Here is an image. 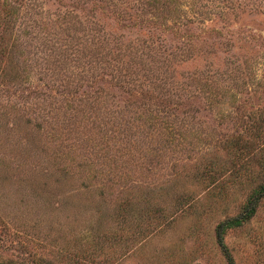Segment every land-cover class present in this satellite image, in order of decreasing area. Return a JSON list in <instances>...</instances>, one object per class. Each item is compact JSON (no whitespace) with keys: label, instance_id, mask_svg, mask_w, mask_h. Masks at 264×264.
<instances>
[{"label":"rangeland","instance_id":"374dc122","mask_svg":"<svg viewBox=\"0 0 264 264\" xmlns=\"http://www.w3.org/2000/svg\"><path fill=\"white\" fill-rule=\"evenodd\" d=\"M261 185L264 0H0V264H229Z\"/></svg>","mask_w":264,"mask_h":264},{"label":"trees","instance_id":"16d2710c","mask_svg":"<svg viewBox=\"0 0 264 264\" xmlns=\"http://www.w3.org/2000/svg\"><path fill=\"white\" fill-rule=\"evenodd\" d=\"M264 198V185H261L256 191H253L251 194V198L247 202L246 206L244 207L242 213L236 217H233L229 220H225L221 222L217 226L216 236L218 244L221 248L222 253L227 258L229 264H234L232 258H230L229 254L227 253V249L223 244V233L228 229H234L243 226L244 224L248 223L251 218L255 215L257 206L259 205L260 201Z\"/></svg>","mask_w":264,"mask_h":264}]
</instances>
